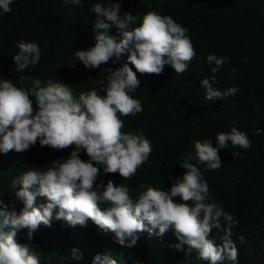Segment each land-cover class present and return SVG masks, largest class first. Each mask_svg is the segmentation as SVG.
<instances>
[{"label":"trees","instance_id":"1","mask_svg":"<svg viewBox=\"0 0 264 264\" xmlns=\"http://www.w3.org/2000/svg\"><path fill=\"white\" fill-rule=\"evenodd\" d=\"M108 2L83 0L81 6L64 0H13L10 13L0 9V79H11L17 87H21L20 75L44 82L60 80L69 84L77 96L91 88L99 89L98 81L107 75L103 70L120 67L127 62V53L116 63L109 60L94 69L86 68L74 59V54L77 49L95 44L96 14L90 13V9L95 3ZM119 2L122 12L136 16L137 25L133 27L149 11L171 16L188 29L196 56L184 74H176L170 65H165L159 75L136 73L141 86L131 95L141 101L143 111L120 118L124 121L123 131H143L152 142L153 151L148 163L130 180H123L119 173L104 174L101 168L97 183L112 180L116 185H128L134 200L146 190L141 184L168 190L174 183L169 176L179 178L185 171L177 160L181 153L192 151L194 154V142L206 138L216 146L217 133L230 132L232 126H237L248 134L251 147L234 148L229 142L226 149H219L222 161L219 170L204 171L206 166L200 167L215 200L239 221L232 228L231 237L239 253L235 264H264V0ZM108 31L120 38L114 25ZM20 41H35L41 49L38 64L23 73L15 72L12 60L19 51L16 45ZM209 54L226 56L231 62L213 73L214 65L206 62ZM72 62L75 67L70 66ZM129 66L135 71L133 65ZM232 68L236 69L235 78L229 80ZM205 78H209L213 88L224 91L238 87L239 91L222 100L209 101L205 98L206 90L200 87ZM33 106L36 107L35 103ZM257 129L261 130L259 135L254 134ZM74 147L57 151L37 142L22 153H0V199L8 210L19 214L24 206L15 196L17 189L11 187L13 179L28 170H46L52 160L69 157ZM237 151L240 155L233 156ZM80 158L89 159L84 151L80 152ZM174 199L179 202V197ZM44 202L43 198H37V206ZM156 232L158 229L138 233L137 244L126 248L117 242L114 233L101 230L91 219L75 227L53 219L51 227L41 224L31 241L27 240V230L19 231L15 239L28 244L30 251L40 258V264H93L97 254L110 255L117 264H209L199 259L195 250L189 252L187 245L184 250L173 247L179 241L172 229L163 235ZM239 235L244 236V242L238 239ZM223 236L221 219V228H213L209 238L219 244ZM73 249L77 250L79 259L72 257ZM223 264L232 262L225 260Z\"/></svg>","mask_w":264,"mask_h":264},{"label":"clouds","instance_id":"2","mask_svg":"<svg viewBox=\"0 0 264 264\" xmlns=\"http://www.w3.org/2000/svg\"><path fill=\"white\" fill-rule=\"evenodd\" d=\"M64 2L82 6L83 0ZM12 3L13 0H0V9L10 13ZM90 13L96 14L95 44L77 49L74 59L94 69L109 60L116 63L127 53V62L120 67L103 70L107 75L98 81L99 89L91 88L77 96L69 84L60 80L44 82L20 75L21 87H17L11 79H0V153H22L37 142L57 151L75 146L69 157L52 160L46 170H28L13 179L11 187L17 189L15 196L24 205L19 214L9 211L0 199V264H40V258L30 251L28 244L18 243L15 238L19 231L27 230V240L31 241L39 226L51 227L53 219L72 227L83 226L91 219L101 230L114 233L117 242L126 248L137 244L140 232L158 229L156 234L163 235L172 229L179 241L172 245L177 250H184L187 245L189 252L195 250L198 258L209 264H223L225 260L235 264L239 253L231 237L232 228L239 221L215 200L200 166H206L204 171L219 170V149H226L229 142L234 148L251 147L248 134L237 126H232L230 132L217 133L216 146L206 138L194 142V154L181 153L177 160L185 171L179 178L169 176L174 183L168 190L141 184L146 190L134 200L128 185H116L112 180L97 183L101 168L104 174L119 173L123 180H130L148 163L153 151L152 142L143 131L126 133L120 118L143 111L141 101L131 95L141 86L136 73L159 75L165 65H170L176 74H184L196 52L188 29L171 16L149 11L133 27L137 25L136 16L122 12L119 0L95 3ZM113 25L119 39L109 34ZM16 46L19 51L12 56L15 72L23 73L38 64L41 49L37 42L20 41ZM206 62L214 65L211 71L217 73L231 61L226 56L209 54ZM70 66L75 67L74 62ZM235 72L232 68L229 80L235 78ZM200 87L206 90L205 98L209 101L222 100L239 91L238 87L224 91L213 88L209 78L202 79ZM260 131L257 129L254 134L259 135ZM81 151L89 159H81ZM232 155L239 156L240 152ZM38 197L45 202L37 206ZM221 219L224 236L217 244L209 236L213 228H221ZM238 239L244 242L243 235ZM72 257L80 258L76 249L72 250ZM93 264L117 261L110 255L97 254Z\"/></svg>","mask_w":264,"mask_h":264}]
</instances>
